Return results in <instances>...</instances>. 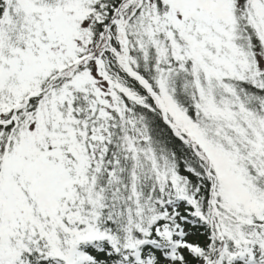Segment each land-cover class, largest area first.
<instances>
[{
    "label": "snow or ice",
    "instance_id": "1",
    "mask_svg": "<svg viewBox=\"0 0 264 264\" xmlns=\"http://www.w3.org/2000/svg\"><path fill=\"white\" fill-rule=\"evenodd\" d=\"M0 264H264V0H0Z\"/></svg>",
    "mask_w": 264,
    "mask_h": 264
}]
</instances>
